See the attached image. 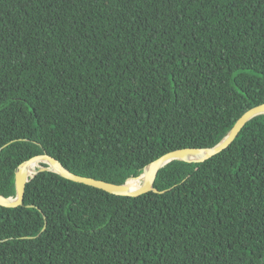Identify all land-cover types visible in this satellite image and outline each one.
<instances>
[{"label":"trees","instance_id":"obj_1","mask_svg":"<svg viewBox=\"0 0 264 264\" xmlns=\"http://www.w3.org/2000/svg\"><path fill=\"white\" fill-rule=\"evenodd\" d=\"M263 102L264 0H0L7 197L36 154L123 184ZM35 170L0 204V264H264V113L139 196Z\"/></svg>","mask_w":264,"mask_h":264},{"label":"water","instance_id":"obj_2","mask_svg":"<svg viewBox=\"0 0 264 264\" xmlns=\"http://www.w3.org/2000/svg\"><path fill=\"white\" fill-rule=\"evenodd\" d=\"M262 113H264V102L248 109L237 120L233 128L229 131V133L215 146H212V147H183V148H178V149L168 151L164 153L163 155H161L160 157H158L157 159H155L154 161H152L151 163H149L145 167L144 171L139 176L130 177L123 184L114 183L111 181L74 173L73 171L65 167L61 163L60 160H58L56 157L52 156L51 154L46 153V152L36 154L30 159L24 161L19 166V169L16 172V190H17L16 196L7 197L0 193V204L6 207H17V206L24 204L27 182L31 178H33L39 171V170H35L34 173L28 174L25 171V169L30 167L32 164L38 161L48 164L47 166H41L40 170L56 171L68 179L86 183L88 185H92V186L104 189L105 191H108L110 193L120 194V195L139 196L143 193L149 192L154 189L155 178L157 176L159 169H161L163 166L167 165L168 163H170L171 161L175 159H183V160H188V161H203L205 159H208L214 156L215 154L226 149L235 140V138L237 137L241 129L245 126V124L250 119ZM188 152L198 154L200 157L196 159L184 157V155ZM51 164H55L56 167H51ZM145 171H148L149 174L153 173L152 174L153 178L143 183L142 186L139 188L129 189L127 186V183L131 179H139L145 173Z\"/></svg>","mask_w":264,"mask_h":264},{"label":"bare ground","instance_id":"obj_3","mask_svg":"<svg viewBox=\"0 0 264 264\" xmlns=\"http://www.w3.org/2000/svg\"><path fill=\"white\" fill-rule=\"evenodd\" d=\"M184 157L186 158H192V159H196L199 158L200 156L198 154L195 153H186L184 155ZM41 162H35L34 164H32L30 167L26 168L25 171L28 174H32L35 172V169L40 166ZM44 166V165H43ZM51 167H56L55 164H51ZM153 174V173H152ZM149 174L148 171H145V173L139 178V179H131L128 183L127 186L129 189H136L142 186L143 183L147 182L148 180H151L153 178V175Z\"/></svg>","mask_w":264,"mask_h":264},{"label":"rangeland","instance_id":"obj_4","mask_svg":"<svg viewBox=\"0 0 264 264\" xmlns=\"http://www.w3.org/2000/svg\"><path fill=\"white\" fill-rule=\"evenodd\" d=\"M42 166V164H40V166H38V167H41Z\"/></svg>","mask_w":264,"mask_h":264},{"label":"clouds","instance_id":"obj_5","mask_svg":"<svg viewBox=\"0 0 264 264\" xmlns=\"http://www.w3.org/2000/svg\"><path fill=\"white\" fill-rule=\"evenodd\" d=\"M42 163V162H41Z\"/></svg>","mask_w":264,"mask_h":264}]
</instances>
